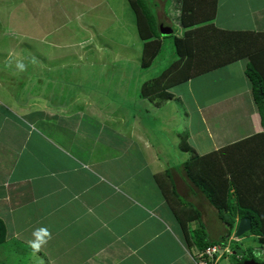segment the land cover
<instances>
[{"label":"rangeland","instance_id":"1","mask_svg":"<svg viewBox=\"0 0 264 264\" xmlns=\"http://www.w3.org/2000/svg\"><path fill=\"white\" fill-rule=\"evenodd\" d=\"M146 1L153 9L159 31L160 23L165 25L167 20L161 5L157 6L156 1L164 4L166 0ZM172 1L169 0L164 4V7L166 6L164 11L168 10ZM172 13L175 16L176 11ZM135 24L136 19L127 0H0V113L9 116V119L17 122L21 128L27 129L31 126V130L35 129L36 132L44 135L46 130H41L39 124L43 125L46 118L45 123L51 125L53 133L48 132L50 135L47 136L50 139H46L58 148H56L58 151L55 150L58 155L47 170L42 173L37 172L35 175L25 169H23L25 171L20 168L16 170L15 160L11 156L13 153L5 145L6 141H0V180L15 172L14 177L17 180L11 189L14 188L15 193L26 192L22 194L21 200L24 202L13 213V229L9 224L3 225L5 230L4 238L0 239L3 241L0 246V264H29L27 259L29 256L26 254L35 253L36 249L45 251L50 259L51 255L54 257L55 251L61 253L60 247L54 248V244L47 242L49 235L45 234H50L52 231H46L48 225L45 222L35 232L32 242L31 238L28 243L25 241V238L29 237L28 230L17 231V229H21L19 227L24 223L23 220L27 219L25 215L30 213V218L34 217L36 220V216L43 209L45 210L44 201H38V206L35 207L37 202H33L32 199L37 198V195L41 199L44 198L43 200L56 198V201L52 199V209L49 207L52 212H55L56 207L59 206L60 198L66 195L61 194L63 188L70 200L72 195L69 194L68 189L75 188L71 176L78 177L76 172L89 173L88 181H85L89 185L86 186L96 190V196L102 188H112L115 183L127 179L129 177L127 172L132 167L133 171L138 170L139 174L132 186L148 190L151 195L146 203L148 204L155 200L158 187L155 179L148 176V172L143 173L146 169L143 166L144 160L148 153L152 150L155 158L166 162L165 169L178 168V171L180 162L194 154L183 152L181 148L184 143L189 142L187 138L191 131L200 130L197 121L189 127V132L184 127L183 101L178 100V95L186 97L185 90H177L178 95L173 94L172 90L170 93L174 97L165 103L160 102L159 95L158 97L155 95L156 98L151 101L140 100L138 97L141 85L159 76L173 60L172 36L162 40L160 55L154 62L152 61L150 68L143 69L141 65L144 42L138 37ZM177 31L174 35L181 36L182 33L179 34ZM245 65V61H240L225 69L243 72ZM241 78L243 77L239 79ZM218 80L222 82L221 79ZM228 80L232 82L231 89H242L238 79L231 77ZM151 84L152 82H149V85ZM163 99H167V96ZM173 101L175 106L169 105L162 109L163 104ZM158 102L163 104L157 105ZM14 104L19 107H14ZM57 107H64L63 109L67 110L57 111ZM176 107H179L178 110ZM246 112V107L242 109L239 104L237 108L222 107L217 113H212L208 118V134H201V137L196 138V150L199 153L203 151L204 155L231 146L245 136L248 137L255 126L247 118ZM18 119L22 123L16 121ZM255 119L257 120V115ZM34 124H38V128ZM4 130L5 127L3 132ZM123 130L133 132V140L130 139L127 152L117 155L122 146L119 139L125 136ZM79 134L83 139L78 136ZM51 135H53L52 139ZM76 140L89 143L86 146L89 158L81 157L88 166H79V161L72 154L75 149L73 146L77 144ZM16 141L15 137L14 141L7 143L11 145ZM148 145L151 150L146 148ZM50 149L52 151V147L46 149V154H50ZM232 151V149L226 150L222 157L231 154ZM18 153L22 157L20 161L25 162L28 153L26 152L27 156H24L22 149ZM40 153L44 155V150L38 154ZM78 155L80 156L79 153ZM60 156L64 157L62 162L58 160ZM123 163L127 165L124 172H121L119 169ZM221 164L225 170L222 161ZM238 164L237 162V166ZM251 167L248 165L241 168L240 176L236 172L226 174V177L231 188L233 185L230 178L233 177L235 187L237 184L240 185L241 192L245 188L246 193L252 198L259 197L257 200L262 203L264 173L253 171ZM49 168L51 172L48 171ZM160 179L166 183L167 178L164 175L158 178L159 184L162 182ZM78 185L79 183L75 186ZM48 191L52 192V195L45 196ZM233 192L230 193L229 199H234ZM68 199L66 202L63 201V204L67 202L70 204ZM25 200L33 202L34 206L27 205L28 202ZM175 200L177 204L185 205V201L180 197ZM112 204L109 201L104 205L103 210L96 209L95 213L89 215L93 217L85 219V228L91 231V227L96 224L90 225V221L96 220V223H99L98 215L106 213L108 205ZM65 209L66 207H63V211ZM177 209L178 207L175 210ZM57 211L59 212V207ZM134 212L136 213L135 210ZM118 215L116 218L119 219L127 216L123 213ZM150 217L154 218L152 224L141 227L144 225L141 223L145 221L144 218ZM133 218L134 216L129 217L131 222ZM217 222L214 224L211 220L208 229H205L202 223L203 231L199 220H188L186 223L193 228L192 233L201 232L198 235L204 234L208 238L206 231L212 233L218 230ZM122 223L121 228L107 229L101 234H99L101 229L93 228L95 236L90 237L92 233L87 236L90 237L89 244L100 251L102 246L107 245L108 240L123 239L120 248V251L124 252L121 264H164L174 256L169 234L163 231L166 224L157 212H153V209L149 210L147 216L137 214L133 223L126 220ZM230 236H226L225 244L229 242ZM255 240L246 237L242 246L250 248L256 259L264 261V253L259 254ZM89 248L94 251L91 245ZM175 250L178 255L181 253ZM103 253L109 252L106 250ZM167 254H170V257ZM92 255L100 257L101 253L94 252ZM218 261L216 264H220ZM226 261L227 264H231L230 260Z\"/></svg>","mask_w":264,"mask_h":264},{"label":"crops","instance_id":"2","mask_svg":"<svg viewBox=\"0 0 264 264\" xmlns=\"http://www.w3.org/2000/svg\"><path fill=\"white\" fill-rule=\"evenodd\" d=\"M168 1L169 0H166L165 3H167ZM214 1L215 3H213L212 0H210V2L208 3V9L206 8L203 9L201 16H197L196 18H192V19H187L190 21V23L188 24L189 27H186L185 29H183L181 25L180 27H178L179 26L178 22H180V18L179 21L177 19L174 20L173 17L174 15L171 14L172 11H176V13L178 11L180 17L181 15L180 7L182 6L180 4V0H173L172 5L166 11H164L166 8V6L164 7L165 3L163 4L161 1H156L157 6L161 5L163 14L167 13L166 15L164 14V17L167 20V24L164 25L160 23V26L173 27V28L177 27L182 30L181 32L182 34L186 31L189 32V31L197 30L198 28H207V26L209 25H212L214 28L224 31H234V32L250 31L256 33H264V0H234V2L233 0H214ZM190 7L194 8V5ZM193 8H190L188 11L193 12ZM195 11H197V14L199 13V11H201L200 9L198 10V4H197V10ZM192 20L193 22L191 23ZM181 33L179 32V34ZM244 69L243 72L237 70H226L225 68L222 69V71L220 70L216 71L217 72L216 78L222 80V85L227 93L224 96H220V95L215 97L209 96L208 99V87H207L205 91L201 92V96H205V100H203V102L205 103L204 105H202L200 100L196 101L194 99V94L192 93V91L193 89H198L200 86H205L206 82L210 80V78L208 79V77H210L208 74L203 75L200 78L196 77L197 79L196 78L190 79L189 81H187V83L183 85L184 86L183 90L186 89L185 90L187 94L186 97L178 95V93H176V91L174 90L173 94L178 95L179 96L178 100H181V102L183 101L182 108L185 112L184 127L187 128L186 131L189 132V127H192L196 121L198 126L200 127V130H195L190 132V135L187 138V141H189L187 143V151H183V152H187V153L192 152L197 156H201V155L204 156L209 153L215 152L210 150L211 152H208L206 154L204 153V155L202 154L203 151L199 153L196 150V143H197L196 138L201 137L200 136L201 134L204 135L208 134L207 127H208V118H210L209 116H211L212 113L213 114L217 113L222 107L237 108V105L239 104H241L242 109L246 107L247 109L246 116L255 126L251 129L250 131L251 133L249 134L248 137H251L259 133H263V128L260 123V118L256 106L252 100L250 84L244 75ZM231 77L239 80L242 86L241 90L231 89L230 86L232 85V82L231 80H228L231 79ZM240 77L243 78L239 79ZM197 94L200 97V93ZM166 105L173 106L174 101L172 103L164 104L163 107L166 108L167 107ZM14 107H19V106L14 104ZM57 108H58L56 109L57 111H59V109H61L60 111L67 110V109H63L64 107H57ZM178 108L179 107H176L177 110ZM256 115H257V120L255 119ZM9 118H10L9 116L0 113V130L2 131L0 132V141H6L5 145L13 153L11 156L15 160V166H16L15 169L17 170L18 168H20V170L22 171L27 170L35 175L37 174V172L42 173L44 172V170H47V167L51 165V162H53L54 159L56 158V155H58V152H56L58 151L57 150L58 148L52 145L53 143L52 144L49 143V141H47L46 139L48 138L47 135H50L48 134V132H51L52 130L51 125L48 126V124L45 123V121L47 122V119L45 118L43 125L39 124L41 130L42 129L46 130L45 135L42 133L43 134L42 137V134H40L41 132H36L35 129L31 130L32 129L31 126L30 128L28 127L27 129L21 128L20 126H18L19 124L17 122H12ZM16 121H20V120L18 119ZM20 122L22 123V121ZM25 123H28V121H26ZM34 126L38 128L37 127L38 124H34ZM4 127H5L4 130L5 132H3ZM123 132L125 136L124 137L122 136L119 139L120 144H122V146L121 148H119L120 152L117 153V155L120 154L123 155V153L127 152L129 150V144L131 143L130 139L133 140V135H134V134L132 135L133 132L129 133L126 130H123ZM116 135L117 138L120 137L117 132ZM51 136L52 139L53 135ZM78 136L80 137V134ZM15 137L17 143L14 142L11 145H8L7 141L10 142L14 141ZM248 137L245 136L238 140L242 141L247 139ZM80 138L83 139L82 136ZM49 139L50 138H48V140ZM76 142L77 144L73 146L75 149H73L74 150L73 153L71 150V153L79 161L80 163L79 166H83V165L88 166L87 162L82 161L81 157L89 158L90 155H88V153L86 152L87 150L86 146H88L89 143L86 144L82 140H76ZM49 147H52V151L50 149V154H46V151L49 150ZM146 148L150 149L149 145L146 146ZM21 149L24 150V156H27L26 152L28 153V157L26 158L25 162L20 161L22 157L18 152H20ZM42 150H44V155H41V153L39 155L38 153ZM78 153L80 154V156L78 155ZM63 158L64 157L60 156L58 160L62 162ZM188 158H186L185 161ZM185 161L180 162L181 165L179 166L180 167L179 171L177 170L178 168L177 169L171 168L169 170L164 168L166 162H163L153 156L152 150L148 153L147 158H145L144 160L143 166L146 167V169L143 171V173L148 172V176L151 177L152 179H155L156 182L155 184L158 186L156 188L157 195L155 197V200L148 204L146 203L151 198V195L148 193V190L138 189L132 186L134 185L133 183H135L136 178L139 176L138 170L133 171L132 167H130L129 171L127 172V174L129 175L127 179L115 183L112 186V188L111 187L102 188L101 192L98 193L96 196H95L96 190H92L91 186H86L89 185L88 183L85 182L88 181L87 177L89 173L82 172L81 174H78L76 172V174L79 175L78 177L75 175L71 176V180L72 182H74L75 188L71 187V190H69L66 187L69 191V194L72 196L69 200L68 199L69 195L65 192L63 188V192L61 194H66V195L60 198V204L59 206H57L59 207V212L57 211V207L55 212H52L51 210L52 209L51 205L53 202L52 199L53 200L55 199L54 201H56V198L53 197L43 200L44 198L41 199V197L37 195V198L32 199L34 200L33 202L35 201L37 202L35 207L38 206V201L40 202L44 201L43 206L45 207V210L43 209L36 216V220L34 219V217L30 218L31 216L30 213L25 215L27 219L23 220L24 223L19 227L21 229H17V231L18 230L23 231V229L28 230L27 235L29 237L25 238V241L28 243V240L31 238V242H32L35 232L37 231V229L41 228V226L45 222V224L48 225V229L46 228L47 229L46 231H52L50 232V234L49 233L47 234L45 232L46 233L45 235H49L47 242L54 244L53 245L54 248L60 247L59 251H61V253L58 254V252L55 251L56 253L54 252L55 254L54 257L51 255V259H50L45 251L42 252L36 249L35 253L33 252L31 254H26L27 256H29V258H27L28 263L31 264L30 262H32L33 264H37V263L121 264L123 260L124 252L120 251V248L123 245V242H121V240L123 239L119 238V240H116V238H113L114 240L113 239L108 240L107 245L102 246L101 249H99L100 251H97L98 249L93 248V245L89 244L90 237L95 236V231H93L92 229L93 228L95 230L101 229V231L99 232V234H101V232L103 231L105 232V230L107 229L112 230L114 227L121 228L120 225L123 224L122 222L124 220L133 223L137 214L141 216H147L149 210L153 209V212L154 213L157 212L159 217H161L164 220L166 226L164 227L163 231L169 234V242L171 248H173V250L171 251L174 256L171 259L169 258V261H165L164 264H193L192 257L194 255L193 249L195 247L190 248L186 246V241L184 238L182 228L177 223L174 213L168 203V198L165 197L166 193L164 194L163 190L170 193V189L173 183L175 185L177 197H180L181 199H183V201H185V206L188 204L197 211H199V213L201 214L200 220L204 224L205 229L206 228L208 229L210 227L211 220H213L214 224H216V222L218 221L217 222L218 230L212 233H210L208 230H207L208 232L206 231V233L208 234V238L206 239L207 240L209 239V242L222 241L223 238H225L228 235V227L219 220L216 210L213 209L208 204V201L203 197V195L200 194L199 191H197V189H195L193 185L190 182H188V180L186 179L183 170V163ZM126 165L127 163H123L120 165V169L119 168L118 169L121 172H124ZM48 171L51 172L50 168ZM12 175L10 174L9 177L4 178V180L2 179L0 180V221L5 222V220L7 219L8 223L5 222V224H9L13 229L14 227L13 213L17 211V209H19L20 206L22 205V202H24L21 199L26 192L18 191L17 193H15L14 188L11 189V187L15 186L14 182L17 180L16 177H14L15 172ZM161 175H164V177L167 178L166 183H164L162 179H160L162 182L160 184L158 183V178ZM113 176L116 177V175ZM1 182H3V184H1ZM77 183H79V185L75 186ZM17 187L19 188V185ZM72 193L75 195H73ZM76 193H78L79 195ZM47 194L52 195V192L48 191L45 196H47ZM87 195L88 198L86 199ZM24 198H27V196L26 197L24 196ZM67 199L70 202V204L68 202L66 204H63V201L66 202ZM109 201H111L113 204L108 205V211L106 213L100 214V216L98 215L99 223H96V220L93 221L91 220L90 225L93 224L96 225L93 226V228L91 227V231L87 230L84 226L85 219L88 217H93L89 215L95 213L96 209L101 208L103 210L104 205H106L107 202ZM25 202H28L26 204L29 206H34L33 202H29L28 200H25ZM55 203L57 204V202ZM173 204L174 205L177 204L175 199L173 201ZM63 207H66L64 211H63ZM84 209L86 211H84ZM134 210L136 211L137 214L134 212ZM119 213L127 214L126 218L123 219H119L118 217L116 218V216H119L118 215ZM128 213L130 214L129 216ZM186 215H188V217H186L187 219L196 220L195 217L191 216L189 213H186ZM130 216H134L132 222L129 219ZM20 217L21 216L19 215V219H21ZM153 219L154 218L152 217H150L149 219L144 218L145 221L141 222L144 225L141 227H144L147 224H152ZM186 226H187L186 227L187 231L188 230L190 232L193 231V228H190L188 224H186ZM194 226L196 227V223H194ZM91 233L92 235L90 237H87ZM100 237L102 236L100 235ZM102 238L105 239L104 237ZM1 245L2 243L0 244V246ZM90 245L91 248L94 249V251L89 248ZM175 249H177L181 253L178 255ZM106 250L109 253L106 254L103 253ZM94 252L101 253L100 257L93 256L92 254ZM170 254L167 255L170 257Z\"/></svg>","mask_w":264,"mask_h":264},{"label":"trees","instance_id":"3","mask_svg":"<svg viewBox=\"0 0 264 264\" xmlns=\"http://www.w3.org/2000/svg\"><path fill=\"white\" fill-rule=\"evenodd\" d=\"M127 2L136 19L135 25L138 30V37L144 42L142 51L143 63L141 65L143 69L150 68L160 55L162 40L165 37L172 36L171 44L174 58L159 76L141 85L140 93L138 94L140 100L149 99L151 101L155 95H157L156 97L159 95L161 97L158 98L160 102L165 103L174 97L170 93L172 90L177 92L179 89H184L183 85L190 79L200 78L208 74L210 76L208 79L210 78V80L207 79L205 86H200L198 89H193L194 92L192 91L194 99L196 101L200 100L202 105H204L205 96H201V92L205 91L207 87L208 90L211 89L208 91V99L209 96H224L227 93L222 82L216 78V71H222L225 67L238 61H245L244 75L251 85L252 100L256 106L263 133L253 135L204 156L194 154L183 163V170L188 182L203 195L208 204L216 210L219 220L228 227L227 236L231 235L235 230L239 219L249 218L251 220L250 232L246 233L240 241L229 242L230 254H223L218 263L227 264L226 260H230L231 264H242L245 261L254 260L264 264V261L256 259L250 248L242 246L244 238L256 239L257 251L260 252L259 254L264 253V198H261L262 203H260L257 200L259 197L252 198L245 192V188L241 192L240 185L237 184L235 187L233 177L230 178L233 185V188H231L226 177L229 173L236 172L240 176V169L248 165L252 166L251 170L264 173V33L224 31L209 25L207 28L186 31L182 36L177 37L174 35L176 30L179 32H182V30L177 27H170L172 34L161 36L150 4L146 0H127ZM209 2L210 0H180L182 5L180 7L181 15L179 17L177 11L175 16H173L174 20L177 19L179 21L180 18L178 27L180 25L183 29L189 27L190 21L187 19L201 16L203 9H208ZM212 2L215 3L214 0ZM197 4L198 10H201L198 13L199 15L195 11L197 10ZM193 5L194 8L190 7ZM190 8H193V12L188 11ZM149 82H152V84L149 85ZM197 93H200V97ZM165 96H167V99H163ZM160 102L157 105L163 104ZM163 106L162 109L164 108ZM166 106L168 107V105ZM181 148L182 151H187V144L184 143ZM231 149L233 150L231 154L222 157L226 150ZM221 161L226 167L225 170ZM237 162L239 163L238 166ZM163 191L164 194L166 193L165 197L168 198V203L177 223L182 228L188 247H195L193 249L194 252L202 253L206 248L213 245L225 244L226 237L220 242H209L204 234L198 235L201 232L188 233L186 222L189 219L186 218L188 217L186 213L199 220L200 228L203 231V224L200 222L201 214L188 204L186 206L182 203L173 204L174 199L177 198L173 183L170 193ZM232 191H234L233 195L235 197L234 199H229ZM177 207L178 209L175 210ZM5 222L8 223V220L6 219ZM5 222L0 221L1 240L4 238ZM2 242L0 241V244ZM194 257H197V254Z\"/></svg>","mask_w":264,"mask_h":264},{"label":"built area","instance_id":"4","mask_svg":"<svg viewBox=\"0 0 264 264\" xmlns=\"http://www.w3.org/2000/svg\"><path fill=\"white\" fill-rule=\"evenodd\" d=\"M230 254L228 246H211L206 248L202 253L197 252L195 264H216L223 254Z\"/></svg>","mask_w":264,"mask_h":264},{"label":"water","instance_id":"5","mask_svg":"<svg viewBox=\"0 0 264 264\" xmlns=\"http://www.w3.org/2000/svg\"><path fill=\"white\" fill-rule=\"evenodd\" d=\"M161 36H169L172 34V29L169 27H159ZM251 230V220L249 218H241L238 220L236 229L234 231L233 237L235 239L243 237L246 233ZM242 264H263L255 262L254 260L245 261Z\"/></svg>","mask_w":264,"mask_h":264},{"label":"clouds","instance_id":"6","mask_svg":"<svg viewBox=\"0 0 264 264\" xmlns=\"http://www.w3.org/2000/svg\"><path fill=\"white\" fill-rule=\"evenodd\" d=\"M170 28V27H169ZM244 61V60H243ZM249 82V81H248ZM250 84V83H249ZM250 88H251V85H250ZM236 229V228H235ZM235 231V230H234ZM234 231L232 232V234H231V236H230V239H229V242L231 241V240H234V241H240L241 240V238H238V239H235L234 237H233V234H234ZM229 242L227 243V244H224V245H222V244H217V245H213V246H221V247H224V246H228V248H230V245H229ZM33 247H38V245H33ZM197 252H194V255L196 254ZM194 255H193V257H192V262H193V264H195V257H194Z\"/></svg>","mask_w":264,"mask_h":264}]
</instances>
